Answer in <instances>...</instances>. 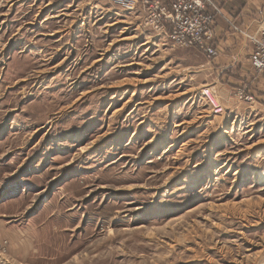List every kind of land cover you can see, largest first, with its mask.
Instances as JSON below:
<instances>
[{"label": "rangeland", "instance_id": "1", "mask_svg": "<svg viewBox=\"0 0 264 264\" xmlns=\"http://www.w3.org/2000/svg\"><path fill=\"white\" fill-rule=\"evenodd\" d=\"M142 1L0 0V200L34 237L0 264H264L248 27L210 0L219 69Z\"/></svg>", "mask_w": 264, "mask_h": 264}, {"label": "built area", "instance_id": "2", "mask_svg": "<svg viewBox=\"0 0 264 264\" xmlns=\"http://www.w3.org/2000/svg\"><path fill=\"white\" fill-rule=\"evenodd\" d=\"M138 2V1H137ZM145 23L163 32L181 47L197 46L209 58L219 56L214 43L213 14L208 13L210 0H173L165 4L159 0H143ZM264 4V3H263ZM217 9V8H216ZM263 22L254 33H248L252 44L250 62L258 72L264 73V8ZM6 238L0 237V255L5 251Z\"/></svg>", "mask_w": 264, "mask_h": 264}, {"label": "crops", "instance_id": "3", "mask_svg": "<svg viewBox=\"0 0 264 264\" xmlns=\"http://www.w3.org/2000/svg\"><path fill=\"white\" fill-rule=\"evenodd\" d=\"M253 2L256 6L253 7L251 4L246 2ZM228 14L227 18L234 20L235 23L241 24L245 23L248 27L249 32H254L255 29L261 25L263 22L262 7L263 0H229L228 1ZM227 38V35L224 36ZM230 38V37H228ZM227 41H230L228 40ZM238 54H226L217 57V63L220 65L219 69L232 68L238 65ZM0 200V236L2 238H8L9 244V257L11 258H21L24 254L30 253V250L34 247V237L32 236V231L25 226L13 225L12 222H7L3 216L8 211L7 203L1 204ZM11 203V202H9ZM8 203V204H9ZM18 218V217H16Z\"/></svg>", "mask_w": 264, "mask_h": 264}]
</instances>
